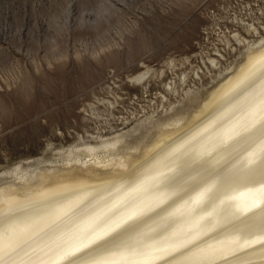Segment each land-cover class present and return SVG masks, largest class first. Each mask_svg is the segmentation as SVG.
Instances as JSON below:
<instances>
[{
	"label": "clouds",
	"instance_id": "9594fccd",
	"mask_svg": "<svg viewBox=\"0 0 264 264\" xmlns=\"http://www.w3.org/2000/svg\"><path fill=\"white\" fill-rule=\"evenodd\" d=\"M255 2L226 30L211 10L209 47L154 64L152 49L129 44L139 22L119 0H50L31 68L0 73V264H264V7ZM125 51L138 70L124 79L147 107L118 114V99L98 98L73 107L65 85L35 79ZM153 82L162 90L148 100ZM64 113L95 126L76 131ZM21 138L39 149L13 158Z\"/></svg>",
	"mask_w": 264,
	"mask_h": 264
},
{
	"label": "rangeland",
	"instance_id": "374dc122",
	"mask_svg": "<svg viewBox=\"0 0 264 264\" xmlns=\"http://www.w3.org/2000/svg\"><path fill=\"white\" fill-rule=\"evenodd\" d=\"M49 3L50 0H0V73L8 75L15 72L18 63H28L29 69L31 68L29 62L38 47L37 41L43 42L47 35V26L41 16ZM119 3L126 16L139 22V27H134L133 35L128 38L129 44L134 50L152 49V55L148 59L154 64H159L168 52L192 56L193 53H200L209 47L203 29L211 23L208 15L211 10L214 9L220 17H225L220 22V28L225 30L234 27L229 19L233 13L246 15L249 11L257 10L255 0H201L196 8L183 4L173 7L167 0H120ZM248 4H251V9L245 7ZM259 6L264 7V0H259ZM256 14L259 16L258 11ZM83 34L91 35L87 30ZM197 40L199 43H196ZM113 65L117 69L115 73L111 71ZM136 70L138 65L129 59L125 51L117 60H109L100 65L91 61L80 63L73 60L62 70L35 79L38 84L47 79L65 85L73 107L88 99L98 98L102 102L112 103L118 99L123 105L118 106L120 114L126 108L139 109L141 103L147 107L143 91L133 88L124 79L127 73ZM159 90H162L161 85L153 82L148 100ZM156 99L158 104L159 98ZM135 101L138 103H134ZM98 107L104 109L106 114V104H98ZM164 114L161 111L157 116ZM73 115L75 121L71 118ZM81 116L82 114L64 113L63 118L65 124L76 131H81L84 127L92 130L96 122H86ZM99 123L103 124V121ZM74 135L75 133L73 137ZM73 137L66 135L64 139L71 142ZM25 144L29 146L24 147ZM38 149L39 144L35 138L16 139L12 145L11 156H29ZM7 162L0 156V164Z\"/></svg>",
	"mask_w": 264,
	"mask_h": 264
},
{
	"label": "bare ground",
	"instance_id": "6f19581e",
	"mask_svg": "<svg viewBox=\"0 0 264 264\" xmlns=\"http://www.w3.org/2000/svg\"><path fill=\"white\" fill-rule=\"evenodd\" d=\"M119 1H120V0H119ZM165 115H166V114H164V115H161L159 118H161V119H162V118H164V116H165Z\"/></svg>",
	"mask_w": 264,
	"mask_h": 264
}]
</instances>
